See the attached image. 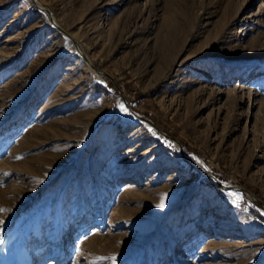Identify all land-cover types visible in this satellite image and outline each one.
Listing matches in <instances>:
<instances>
[{
	"label": "rangeland",
	"instance_id": "1",
	"mask_svg": "<svg viewBox=\"0 0 264 264\" xmlns=\"http://www.w3.org/2000/svg\"><path fill=\"white\" fill-rule=\"evenodd\" d=\"M112 256L264 264V0H0V264Z\"/></svg>",
	"mask_w": 264,
	"mask_h": 264
},
{
	"label": "snow or ice",
	"instance_id": "2",
	"mask_svg": "<svg viewBox=\"0 0 264 264\" xmlns=\"http://www.w3.org/2000/svg\"><path fill=\"white\" fill-rule=\"evenodd\" d=\"M120 108H121L122 111H126V109L124 108L123 105H120ZM232 196L234 197V201H238V200H240L242 198L241 196H239L236 193H232ZM157 207H159V208H163L164 207V198H163V196L161 198L160 204H158ZM99 259H101V260H104V259L111 260L112 264H115V262H116L115 256H112V257H100Z\"/></svg>",
	"mask_w": 264,
	"mask_h": 264
},
{
	"label": "built area",
	"instance_id": "3",
	"mask_svg": "<svg viewBox=\"0 0 264 264\" xmlns=\"http://www.w3.org/2000/svg\"><path fill=\"white\" fill-rule=\"evenodd\" d=\"M151 134L156 136L158 134V131L153 129L151 130Z\"/></svg>",
	"mask_w": 264,
	"mask_h": 264
},
{
	"label": "water",
	"instance_id": "4",
	"mask_svg": "<svg viewBox=\"0 0 264 264\" xmlns=\"http://www.w3.org/2000/svg\"><path fill=\"white\" fill-rule=\"evenodd\" d=\"M55 28H56L57 30L61 31L63 34H66V33L63 32V31L61 30V28H59L57 25H55ZM66 35H67V34H66ZM181 153H182V151H181Z\"/></svg>",
	"mask_w": 264,
	"mask_h": 264
}]
</instances>
